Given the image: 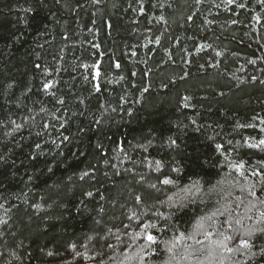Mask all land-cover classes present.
<instances>
[{
  "label": "trees",
  "instance_id": "16d2710c",
  "mask_svg": "<svg viewBox=\"0 0 264 264\" xmlns=\"http://www.w3.org/2000/svg\"><path fill=\"white\" fill-rule=\"evenodd\" d=\"M261 140L260 0H0V264H247Z\"/></svg>",
  "mask_w": 264,
  "mask_h": 264
},
{
  "label": "snow or ice",
  "instance_id": "6c2138e0",
  "mask_svg": "<svg viewBox=\"0 0 264 264\" xmlns=\"http://www.w3.org/2000/svg\"><path fill=\"white\" fill-rule=\"evenodd\" d=\"M197 2H199V0H197ZM261 3H264V0H260ZM228 3L231 4L233 3V0H228ZM241 7H243V5H240ZM250 63H255V61H250ZM116 67H120L119 64L116 65ZM97 75H99V73H97ZM255 79V78H253ZM45 87H49V85H45ZM97 90H99V86H97ZM64 139H68L67 137H65ZM261 144H264V140L260 141ZM38 148L40 147L39 144L36 145ZM217 147L219 148L220 145H217ZM242 167V165H241ZM254 175H256V173H253ZM84 176H87L88 173L85 172L83 174ZM83 178V177H81ZM172 181L165 179L162 181V183L164 184H169ZM264 190V189H262ZM87 195L91 196L92 193L89 192L87 193ZM251 195L255 196L256 193L252 192ZM137 201H139L141 199V197L137 196L136 197ZM261 203H264V201H260ZM261 216V222L264 223V212L260 213ZM209 219H211L209 217ZM241 221L239 219L236 220V224H240ZM127 227V226H125ZM147 227H151V228H155L156 225L151 224V225H145V228ZM198 227H203L202 224H198ZM229 227H231V225H229ZM137 235H139V233H137ZM220 235H223V232L220 233ZM146 240L148 241L147 245H143L140 248V253H142L144 251L145 247H148L150 245L156 244V237L152 234H146L145 236ZM231 237L225 236L224 239H230ZM220 243L222 246L223 245V241L218 242ZM239 244L240 247L236 248L235 250L232 248H227L228 252H237L239 253L240 256H243L245 261L247 262V264H264V228H247L241 235V238L239 239ZM109 247H112V245H108ZM73 248L75 247V245L72 246ZM226 247V246H224ZM140 253H137V255H140ZM49 255H51V253H49ZM77 255H80V253H77ZM209 255H211V252H209ZM141 261H143V256H140ZM98 264H104L103 260H100L98 262ZM237 264H239V262H237Z\"/></svg>",
  "mask_w": 264,
  "mask_h": 264
},
{
  "label": "rangeland",
  "instance_id": "374dc122",
  "mask_svg": "<svg viewBox=\"0 0 264 264\" xmlns=\"http://www.w3.org/2000/svg\"><path fill=\"white\" fill-rule=\"evenodd\" d=\"M246 221H247V220H246ZM246 221H245V222H246ZM242 223H243V222H242ZM242 223H240V224H236V221H235V223H232V226H235V227H234L233 229H232V228H231V229L229 228L230 231H231V230H234V229L237 230L238 232L243 231V228H241V227H242ZM254 225H255V223H254ZM199 228H200V227L197 226V228L195 229L194 233L199 232ZM238 229H239V230H238ZM240 233L242 234V232H240ZM235 234H236V233H235ZM227 236H228V235H227ZM229 237H232V235H231V236L229 235ZM235 237H236V236H235ZM239 239H240V237L238 236V237L235 238L234 240H235V242L239 243V242H238ZM229 240H230V241H233L232 238H230ZM234 247H235V248H234V250H235V249L237 248V246L234 245ZM219 249L221 250V246H219ZM222 249H223V248H222ZM230 253H231V252H230ZM223 255H228V251L226 252V251L224 250V251H223Z\"/></svg>",
  "mask_w": 264,
  "mask_h": 264
}]
</instances>
